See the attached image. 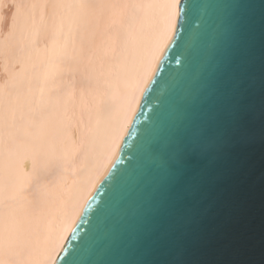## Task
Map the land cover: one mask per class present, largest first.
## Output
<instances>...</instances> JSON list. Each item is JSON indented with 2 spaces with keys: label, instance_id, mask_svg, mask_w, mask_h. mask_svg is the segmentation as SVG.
<instances>
[{
  "label": "bare ground",
  "instance_id": "bare-ground-1",
  "mask_svg": "<svg viewBox=\"0 0 264 264\" xmlns=\"http://www.w3.org/2000/svg\"><path fill=\"white\" fill-rule=\"evenodd\" d=\"M173 2L0 0V264L56 262L174 34Z\"/></svg>",
  "mask_w": 264,
  "mask_h": 264
},
{
  "label": "water",
  "instance_id": "water-1",
  "mask_svg": "<svg viewBox=\"0 0 264 264\" xmlns=\"http://www.w3.org/2000/svg\"><path fill=\"white\" fill-rule=\"evenodd\" d=\"M243 38L233 39L234 18ZM239 56L238 63L234 57ZM227 69L241 71L247 108L237 139L205 172L181 264H264V0H181L176 29L120 152L54 264H172L164 213L177 177L161 150L207 116ZM154 81V82H153Z\"/></svg>",
  "mask_w": 264,
  "mask_h": 264
},
{
  "label": "snow or ice",
  "instance_id": "snow-or-ice-1",
  "mask_svg": "<svg viewBox=\"0 0 264 264\" xmlns=\"http://www.w3.org/2000/svg\"><path fill=\"white\" fill-rule=\"evenodd\" d=\"M171 7H176L175 0ZM233 23V39L239 44L244 23L239 15ZM238 61L239 56L234 57V62ZM214 87V103L209 106L207 116L179 129L161 150L163 167L178 178L168 193V207L164 213L167 224L164 235L175 234L176 259L172 264H181L179 258L185 252L188 230L199 215L195 195L204 183L205 172L191 161L194 157L217 160L225 147L237 139L239 123L247 108L241 71H223Z\"/></svg>",
  "mask_w": 264,
  "mask_h": 264
}]
</instances>
